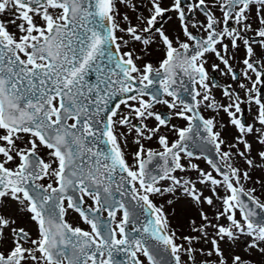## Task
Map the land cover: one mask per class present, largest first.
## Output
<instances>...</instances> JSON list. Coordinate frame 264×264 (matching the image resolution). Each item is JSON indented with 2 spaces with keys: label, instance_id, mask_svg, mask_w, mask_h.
I'll return each instance as SVG.
<instances>
[{
  "label": "snow or ice",
  "instance_id": "1",
  "mask_svg": "<svg viewBox=\"0 0 264 264\" xmlns=\"http://www.w3.org/2000/svg\"><path fill=\"white\" fill-rule=\"evenodd\" d=\"M0 264H264V0H0Z\"/></svg>",
  "mask_w": 264,
  "mask_h": 264
},
{
  "label": "flooded vegetation",
  "instance_id": "2",
  "mask_svg": "<svg viewBox=\"0 0 264 264\" xmlns=\"http://www.w3.org/2000/svg\"><path fill=\"white\" fill-rule=\"evenodd\" d=\"M213 75L216 76L218 79H223V78H221V77L219 76L218 73H213ZM218 94H219V90H217V95H218Z\"/></svg>",
  "mask_w": 264,
  "mask_h": 264
},
{
  "label": "rangeland",
  "instance_id": "3",
  "mask_svg": "<svg viewBox=\"0 0 264 264\" xmlns=\"http://www.w3.org/2000/svg\"><path fill=\"white\" fill-rule=\"evenodd\" d=\"M201 165L204 166V162L203 161H200Z\"/></svg>",
  "mask_w": 264,
  "mask_h": 264
}]
</instances>
